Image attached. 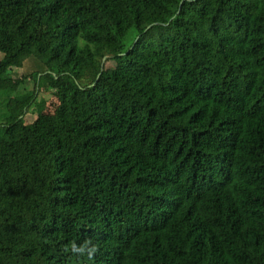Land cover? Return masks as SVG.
<instances>
[{"label": "trees", "instance_id": "obj_1", "mask_svg": "<svg viewBox=\"0 0 264 264\" xmlns=\"http://www.w3.org/2000/svg\"><path fill=\"white\" fill-rule=\"evenodd\" d=\"M0 52V264H264V0H0Z\"/></svg>", "mask_w": 264, "mask_h": 264}, {"label": "rangeland", "instance_id": "obj_2", "mask_svg": "<svg viewBox=\"0 0 264 264\" xmlns=\"http://www.w3.org/2000/svg\"><path fill=\"white\" fill-rule=\"evenodd\" d=\"M1 56L2 53L0 52V58ZM23 64H24L23 67H19V69L13 68L10 70V72L8 71V73H10L13 79L16 78L23 79L22 83L19 85L18 89L16 90L18 94L25 93L26 91H31L35 86L34 81L29 75L34 69L37 68L36 60L33 58H27L23 62ZM107 65H112V63L109 62L107 63ZM8 96H10L9 93L0 92V129L1 126L5 125L6 122L5 113H6V104H7ZM37 96L38 99L41 98V100H39L40 101L39 103H41L40 105L42 106L43 111L46 113H52L56 107L57 100L56 97L53 95L52 89L50 88L48 89L47 82H45L43 86L38 89ZM36 115H37V108L33 109V107H31V109L25 111L23 116V121L27 123L31 122L36 117Z\"/></svg>", "mask_w": 264, "mask_h": 264}, {"label": "clouds", "instance_id": "obj_3", "mask_svg": "<svg viewBox=\"0 0 264 264\" xmlns=\"http://www.w3.org/2000/svg\"><path fill=\"white\" fill-rule=\"evenodd\" d=\"M65 253H70L71 256L76 258L87 257L92 260L99 252L98 245L92 238H85L82 242H76L75 240L70 243L69 247L64 249Z\"/></svg>", "mask_w": 264, "mask_h": 264}, {"label": "water", "instance_id": "obj_4", "mask_svg": "<svg viewBox=\"0 0 264 264\" xmlns=\"http://www.w3.org/2000/svg\"><path fill=\"white\" fill-rule=\"evenodd\" d=\"M104 59H105V56L103 57V61H104Z\"/></svg>", "mask_w": 264, "mask_h": 264}]
</instances>
